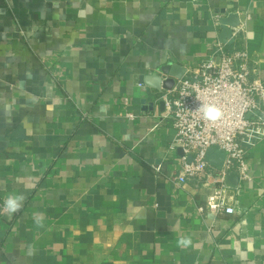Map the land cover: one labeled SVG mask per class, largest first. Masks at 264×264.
<instances>
[{
    "label": "crops",
    "instance_id": "crops-1",
    "mask_svg": "<svg viewBox=\"0 0 264 264\" xmlns=\"http://www.w3.org/2000/svg\"><path fill=\"white\" fill-rule=\"evenodd\" d=\"M231 14L238 34L221 43ZM216 44L246 51L264 82V0H0V201L25 196L0 218V264H264V138L248 181L224 178L235 212L203 213L224 155L209 149L210 175L175 187L167 92L145 83Z\"/></svg>",
    "mask_w": 264,
    "mask_h": 264
},
{
    "label": "built area",
    "instance_id": "built-area-1",
    "mask_svg": "<svg viewBox=\"0 0 264 264\" xmlns=\"http://www.w3.org/2000/svg\"><path fill=\"white\" fill-rule=\"evenodd\" d=\"M237 34L238 28H233L230 39ZM159 101L172 120V147L182 153L181 169L172 179L173 185L182 187L187 181H201L210 175L206 154L217 149L224 155L223 164L215 170L217 186L199 211L232 215L235 211L228 204L224 178L235 172L240 183L248 181V151L264 138V82L257 76L255 62L244 50H227L216 44L211 58L186 69ZM210 105L221 113L216 120L204 116V108ZM126 117L134 118L131 113ZM3 205L0 201V218L6 214Z\"/></svg>",
    "mask_w": 264,
    "mask_h": 264
},
{
    "label": "water",
    "instance_id": "water-1",
    "mask_svg": "<svg viewBox=\"0 0 264 264\" xmlns=\"http://www.w3.org/2000/svg\"><path fill=\"white\" fill-rule=\"evenodd\" d=\"M220 23L221 33L219 35V40L221 43H225L227 39H230L232 29L236 28L240 24L239 17L236 14H231L222 19ZM185 71L186 69L181 66L166 64L159 69L157 74H151L146 77V86L159 93L162 91L169 92L173 88L175 80L180 79L184 75ZM159 104L163 109V103L159 102ZM228 176H226L225 181ZM234 176L237 178L236 174H234Z\"/></svg>",
    "mask_w": 264,
    "mask_h": 264
},
{
    "label": "clouds",
    "instance_id": "clouds-1",
    "mask_svg": "<svg viewBox=\"0 0 264 264\" xmlns=\"http://www.w3.org/2000/svg\"><path fill=\"white\" fill-rule=\"evenodd\" d=\"M221 115L219 109H217L214 105L206 106L204 108V116L208 120H216ZM25 196L23 193L19 195L10 194L4 200L3 212L8 214L9 216L20 211L23 206V201ZM33 219L37 225V227H43V214L36 213L33 216ZM178 247L188 248L192 245L191 237L189 236H180L177 240Z\"/></svg>",
    "mask_w": 264,
    "mask_h": 264
}]
</instances>
